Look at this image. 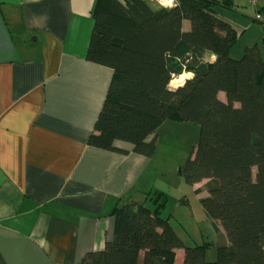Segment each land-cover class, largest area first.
Segmentation results:
<instances>
[{"label":"trees","instance_id":"16d2710c","mask_svg":"<svg viewBox=\"0 0 264 264\" xmlns=\"http://www.w3.org/2000/svg\"><path fill=\"white\" fill-rule=\"evenodd\" d=\"M216 4L95 0L86 51L88 61L112 70L90 146L120 151L114 142L123 141L150 157L164 121L198 125L179 173L191 185L206 180L199 202L216 233L215 259H207V241L183 242L161 217L165 194L155 192L116 206L112 237L83 264H174L176 249L184 251L183 264H264V57L256 45L231 56L237 34L216 15ZM206 52L217 56L214 63L204 60ZM183 72L194 78L170 88Z\"/></svg>","mask_w":264,"mask_h":264},{"label":"crops","instance_id":"0c3cea01","mask_svg":"<svg viewBox=\"0 0 264 264\" xmlns=\"http://www.w3.org/2000/svg\"><path fill=\"white\" fill-rule=\"evenodd\" d=\"M246 1L217 0L214 10L236 42L245 37L232 57L252 45L264 57V0L257 10ZM94 4L0 0V264H83L112 237L113 209L151 192L154 153L123 141L114 142L120 151L87 144L112 76L86 59ZM201 182L198 199L206 195ZM180 232L186 245L202 242ZM183 256L176 249L174 264Z\"/></svg>","mask_w":264,"mask_h":264},{"label":"rangeland","instance_id":"374dc122","mask_svg":"<svg viewBox=\"0 0 264 264\" xmlns=\"http://www.w3.org/2000/svg\"><path fill=\"white\" fill-rule=\"evenodd\" d=\"M244 38L243 36L236 42L234 55L241 53L239 46L242 45ZM178 77L172 78L169 83L170 88L177 86L173 84V80H178ZM157 134L154 159L150 168L153 181L149 196H153L155 192L165 194L167 200L161 217L169 218L178 233L189 232L191 238H195L198 242L207 241V259L212 261L216 254L214 246L216 233L195 194L194 185L186 183L179 173V169L197 143L199 127L193 122L167 121L158 129ZM204 182H201V186Z\"/></svg>","mask_w":264,"mask_h":264},{"label":"clouds","instance_id":"9594fccd","mask_svg":"<svg viewBox=\"0 0 264 264\" xmlns=\"http://www.w3.org/2000/svg\"><path fill=\"white\" fill-rule=\"evenodd\" d=\"M159 3L165 8H174V7L178 6L177 0H159ZM216 59H217V56L215 54H212L209 62L214 63L216 61ZM192 78H194L193 73H186V74H183L180 76L179 81H176L174 79L173 84L177 85L178 87H183L186 79H192Z\"/></svg>","mask_w":264,"mask_h":264},{"label":"built area","instance_id":"2783aa9c","mask_svg":"<svg viewBox=\"0 0 264 264\" xmlns=\"http://www.w3.org/2000/svg\"><path fill=\"white\" fill-rule=\"evenodd\" d=\"M153 1L157 2L158 4H160L159 0H153ZM247 1H248L249 4L254 6L256 8V10L258 9L260 0H247ZM256 18H260L259 11L256 12Z\"/></svg>","mask_w":264,"mask_h":264},{"label":"bare ground","instance_id":"6f19581e","mask_svg":"<svg viewBox=\"0 0 264 264\" xmlns=\"http://www.w3.org/2000/svg\"><path fill=\"white\" fill-rule=\"evenodd\" d=\"M181 75H183V74H181ZM179 78H180V76L178 77V80H176V81H179Z\"/></svg>","mask_w":264,"mask_h":264}]
</instances>
